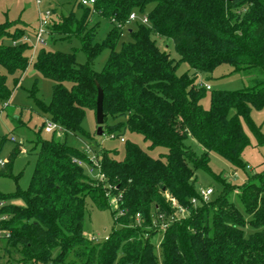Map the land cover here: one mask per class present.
<instances>
[{
	"label": "trees",
	"instance_id": "trees-1",
	"mask_svg": "<svg viewBox=\"0 0 264 264\" xmlns=\"http://www.w3.org/2000/svg\"><path fill=\"white\" fill-rule=\"evenodd\" d=\"M131 12L144 15L146 22L138 18L128 30L130 39L120 41ZM93 15L109 24L100 40ZM46 31L68 42L76 39L85 61L77 62L74 51L44 48L29 60L24 23H0V100L10 93L7 75L16 84L31 63L52 82L48 103L34 99L57 126L48 138L40 137L44 122L35 132L27 187L0 193V201H23L0 207V228L8 232L0 237V258L7 264H264V169L250 175L241 158L249 141L242 122L258 144L264 142L249 116L252 108L264 107V0H95L91 6L74 0L66 14L51 18ZM155 38L170 41L177 58ZM103 50L107 57L95 70L93 61ZM181 64L191 72L177 73ZM221 64L253 74L249 86L211 90L196 81L198 73ZM96 84L103 91L102 133L139 134L149 150L164 152L154 157L124 140L122 159L99 147L92 149L94 164L89 146L78 149L60 140L58 133L86 135L81 124L86 110L95 112ZM191 142L201 147L200 154ZM210 152L242 167L247 177L235 185L217 176L220 191L204 200L195 170L206 167ZM18 153L16 144L0 176H12ZM84 165L97 168L102 178H91ZM233 187L242 209L230 198ZM166 195L186 210L185 216L169 219L176 210ZM108 197L116 203L111 231L101 241L84 237L86 201L103 210L110 206ZM162 220L169 221L163 231Z\"/></svg>",
	"mask_w": 264,
	"mask_h": 264
},
{
	"label": "rangeland",
	"instance_id": "rangeland-1",
	"mask_svg": "<svg viewBox=\"0 0 264 264\" xmlns=\"http://www.w3.org/2000/svg\"><path fill=\"white\" fill-rule=\"evenodd\" d=\"M73 2L74 0H39V3L36 4L35 0H0V23L5 21L13 22L15 20H20L24 23L27 30L25 40L31 46L29 60H33L39 48H44L46 50L74 51L76 61L82 63L85 61V56L79 50V42L74 38L68 42L64 38L50 35L44 26L42 29L44 31L42 32L44 43L36 44L35 42V32L38 28L39 18L44 12L46 10L50 12L48 26L51 18L55 19L56 15L60 13L66 14L71 9ZM74 12L76 16H79L81 9L75 7ZM92 20L99 22L95 39L100 40L108 30L109 24L102 19H98L95 15L92 16ZM137 22H139L138 18H136V21L128 20L123 24L120 41H128L130 39L128 30L134 29ZM155 40L159 47L167 49L172 57L177 58V54L170 41L156 38ZM165 44H168V48L164 47ZM107 54L108 50H103L95 58L92 64L95 70H99L102 67ZM187 70L191 72L187 65L181 64L177 73ZM0 72H3V70L0 69ZM253 77V74L234 71L231 66L221 64L212 72L198 73L196 81L203 82L211 90H238L249 86ZM6 84L10 91L9 96L4 100H0V106L3 102L7 103L5 107L0 109V160L5 159L6 155L16 144L19 147V153L12 164V176H0V193L3 194L13 192L16 185L22 190L28 185L35 161V156L30 153L35 140V132L43 122L45 126L49 121L48 117L41 113L34 97L43 103H48L51 97L52 82L36 72L30 63L18 78L16 84H14L12 76L9 75L6 77ZM32 90L34 91L33 97L31 96ZM202 103L207 105V99L203 100ZM249 116L262 135H264V107L259 109L252 108ZM13 120H17L19 124L15 125ZM81 125L87 136L79 137L71 133H67L65 138L59 133L56 136L60 140L64 139L67 145L78 149H85L89 146L91 150L88 149L87 155L91 157L93 162L92 149L97 150L99 147L110 151L116 159H122L124 155V140L138 144L154 157L164 152V148L162 147L149 150L147 142L139 134L125 132L122 135V140H120V137L110 136L107 132L97 135L95 115L89 109L85 111ZM242 128L249 141L242 150L241 158L248 165V171L251 175L264 169V142L258 144L244 122H242ZM50 135L51 133H46L43 130L40 131V137L42 138H48ZM10 138H13V141ZM191 146L197 154L201 153L200 146L194 142H191ZM205 163L206 167H199L195 170V184L197 189L212 188L214 193L208 196L210 199L214 198L221 189V183L218 181L220 178H217V176L225 178L228 183L235 185L241 184L246 180L247 175L242 167L232 166L214 152L207 154ZM84 168L86 172L90 173L89 176L91 178L99 175L98 169L91 165H84ZM237 193V188L233 187L230 190V198L239 209H242L236 197ZM107 201L110 206L103 210L93 207L88 200L86 201L85 213L82 220V235L84 237L89 239L96 238L101 241L111 231L113 227L111 209L114 208V202L110 197L107 198ZM4 203L18 206L23 205V201L20 198H8L4 200ZM160 238L161 234L159 232L156 233L154 243L158 244ZM155 250L157 252V247ZM56 251V249L53 250V255ZM0 264H7L5 257L0 258Z\"/></svg>",
	"mask_w": 264,
	"mask_h": 264
},
{
	"label": "built area",
	"instance_id": "built-area-1",
	"mask_svg": "<svg viewBox=\"0 0 264 264\" xmlns=\"http://www.w3.org/2000/svg\"><path fill=\"white\" fill-rule=\"evenodd\" d=\"M36 4L39 3V0H35ZM95 2V0H81V3L84 4V5H93V3ZM50 18V12L49 10H46L44 12V14L39 18V24H38V28H37V31L35 33V42L36 44H43L44 43V39L42 38V32H44L42 29L43 27L47 25L48 23V20ZM136 18H139L141 22L145 23L146 22V17L144 15L142 16H137L136 13L134 12H131L129 14V17H128V20H134ZM205 87L208 89L209 86L208 85H205ZM7 105L6 102H3L0 106V109L5 107ZM57 128L56 124L51 122V121H48V123L44 126V131L46 133H49L51 132L52 130H55ZM11 141H13V138H10ZM120 140H122V138H120ZM6 159H2L0 160V167L3 166V164L5 163ZM95 160H94V164H95ZM100 178H102V175H98ZM212 192V188L210 187H207L205 189H198V193L200 195V197L202 199H207V197L211 194ZM166 198L170 201L171 203V206L175 208V212L173 213V215L171 217H169V219H172L173 216H177V214H179L180 216H185V213H186V210L180 206L174 198L166 195ZM194 198L191 199V202H194ZM113 202H114V208H116V203L113 199ZM4 204L3 201H0V207ZM119 214H122L121 211L118 212ZM138 217V216H136ZM3 217H0V219H2ZM169 221L168 220H162L160 223H159V230L163 231L165 229V227L167 226V223ZM8 235V232L4 229H1L0 228V237H3V236H7ZM92 239H96V238H92ZM104 239H106V237H104ZM0 252H1V249H0Z\"/></svg>",
	"mask_w": 264,
	"mask_h": 264
},
{
	"label": "water",
	"instance_id": "water-1",
	"mask_svg": "<svg viewBox=\"0 0 264 264\" xmlns=\"http://www.w3.org/2000/svg\"><path fill=\"white\" fill-rule=\"evenodd\" d=\"M96 90H97V95H96V101H95V123L97 125L96 127V134L101 135L102 134V124H103V111H102V98H103V91L100 88L98 84H96Z\"/></svg>",
	"mask_w": 264,
	"mask_h": 264
}]
</instances>
